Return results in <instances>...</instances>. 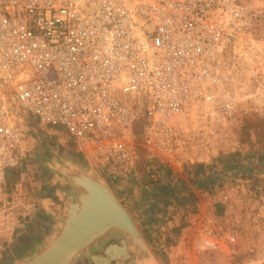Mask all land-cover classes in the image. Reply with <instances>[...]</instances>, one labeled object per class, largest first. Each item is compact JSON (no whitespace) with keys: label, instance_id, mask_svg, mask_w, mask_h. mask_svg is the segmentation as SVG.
Masks as SVG:
<instances>
[{"label":"built area","instance_id":"2783aa9c","mask_svg":"<svg viewBox=\"0 0 264 264\" xmlns=\"http://www.w3.org/2000/svg\"><path fill=\"white\" fill-rule=\"evenodd\" d=\"M247 12L245 0H0V234L31 206L7 193L31 119L120 180L135 177L139 149L174 158L192 108L230 118L224 57Z\"/></svg>","mask_w":264,"mask_h":264},{"label":"rangeland","instance_id":"374dc122","mask_svg":"<svg viewBox=\"0 0 264 264\" xmlns=\"http://www.w3.org/2000/svg\"><path fill=\"white\" fill-rule=\"evenodd\" d=\"M261 3L264 0H245L249 15L243 32L224 57L227 78L222 88L232 97L233 115L212 119L201 108H192L183 122V148L171 160L149 161L141 151L135 177L111 179L63 131L57 133L31 119L27 131L32 141L30 158L20 170L9 173L7 185L8 194L22 196L31 206L13 229L0 234V264H13L30 254L51 232L63 207L57 190L67 191V186L53 181L51 167L59 157L83 163L105 181L156 264H264ZM43 198L53 201L47 212ZM118 240L111 235L93 254H103L108 244ZM74 264L93 263L83 255Z\"/></svg>","mask_w":264,"mask_h":264},{"label":"water","instance_id":"95a60500","mask_svg":"<svg viewBox=\"0 0 264 264\" xmlns=\"http://www.w3.org/2000/svg\"><path fill=\"white\" fill-rule=\"evenodd\" d=\"M51 169L53 181L67 186V191L57 190L63 207L49 235L13 264H74L83 255L93 264H156L132 218L103 179L68 157H59ZM88 224L91 227L83 232ZM113 234L118 242L108 244L103 254H93Z\"/></svg>","mask_w":264,"mask_h":264},{"label":"crops","instance_id":"0c3cea01","mask_svg":"<svg viewBox=\"0 0 264 264\" xmlns=\"http://www.w3.org/2000/svg\"><path fill=\"white\" fill-rule=\"evenodd\" d=\"M51 202H53L52 200H49L48 198H43V200L41 201V203H42V205H43V210H44V212H47V210H48V205H49V203H51ZM45 217H47V216H45ZM43 225H45L44 223H43ZM44 228H45V226H44ZM43 228V229H44ZM48 231V230H47ZM47 233V232H46ZM16 252H17V250H16ZM16 254V258L18 257L17 256V253H15Z\"/></svg>","mask_w":264,"mask_h":264},{"label":"trees","instance_id":"16d2710c","mask_svg":"<svg viewBox=\"0 0 264 264\" xmlns=\"http://www.w3.org/2000/svg\"><path fill=\"white\" fill-rule=\"evenodd\" d=\"M139 131H140V124H138L136 126V134H137V136H138ZM141 151H143V150L142 149H139L138 159H137V162H136V168H137L138 164L140 163V160L142 159V152Z\"/></svg>","mask_w":264,"mask_h":264},{"label":"bare ground","instance_id":"6f19581e","mask_svg":"<svg viewBox=\"0 0 264 264\" xmlns=\"http://www.w3.org/2000/svg\"><path fill=\"white\" fill-rule=\"evenodd\" d=\"M238 42H239V40L237 41V43ZM90 227L91 226L88 224L87 226H85L84 230H82V231L87 233V231L89 230ZM80 233H82V232H80Z\"/></svg>","mask_w":264,"mask_h":264}]
</instances>
